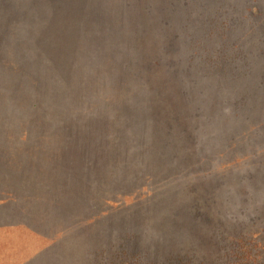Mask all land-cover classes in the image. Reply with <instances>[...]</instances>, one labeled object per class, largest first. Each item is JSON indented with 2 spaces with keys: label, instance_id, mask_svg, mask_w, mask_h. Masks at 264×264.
<instances>
[{
  "label": "rangeland",
  "instance_id": "obj_1",
  "mask_svg": "<svg viewBox=\"0 0 264 264\" xmlns=\"http://www.w3.org/2000/svg\"><path fill=\"white\" fill-rule=\"evenodd\" d=\"M0 31L32 160L0 264H264V0H0Z\"/></svg>",
  "mask_w": 264,
  "mask_h": 264
},
{
  "label": "trees",
  "instance_id": "obj_2",
  "mask_svg": "<svg viewBox=\"0 0 264 264\" xmlns=\"http://www.w3.org/2000/svg\"><path fill=\"white\" fill-rule=\"evenodd\" d=\"M5 35L4 33H2L0 31V47L4 44L3 41H5ZM13 46H16L15 43L13 44ZM2 114H0V118H1ZM18 141L19 140V137L17 138L16 136H13V137H10V136H6V137H3L1 134H0V152L1 151H5V153L8 154H13V153H17L19 154V150L20 149H26V146H21L20 144H16L14 141ZM20 140L22 141H26L29 142L30 144V135H27V132H23L20 136ZM15 158V157H14ZM32 163V160L30 159H26V158H22L19 160V162H14V164L12 163V161H10L7 158L5 157H0V171L1 173H4L7 178H13V179H17L19 177V175H16L14 174V172L16 170H25L26 168H29L30 165ZM88 185H91L90 181L88 180L87 182ZM5 192V191H4ZM80 193L81 192V189L79 190ZM6 195H10L11 192H5ZM5 195V194H3ZM73 197H76V194H75V191L72 192L71 194ZM3 197H7V196H3ZM16 200V196H12L9 197V198H5L3 200V204H5L4 206L5 207H8L10 202H13ZM239 251H238V255L241 256L245 261L246 264H260V258L259 257H256V255L258 254V250H257V244H255L254 242L251 243L247 240H242L240 241L239 243ZM105 251L106 249L102 250L101 252H99L97 254V257L96 258H101L103 256H105ZM68 258V257H67ZM53 259L56 260V261H62L63 262L66 260L65 258H58V257H55L53 256ZM62 264H65L63 263ZM90 264L92 262H89ZM244 263V264H245ZM145 264H149L148 261L147 263Z\"/></svg>",
  "mask_w": 264,
  "mask_h": 264
}]
</instances>
